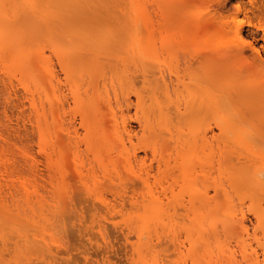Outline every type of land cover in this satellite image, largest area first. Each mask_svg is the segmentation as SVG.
<instances>
[{
    "label": "rangeland",
    "instance_id": "obj_1",
    "mask_svg": "<svg viewBox=\"0 0 264 264\" xmlns=\"http://www.w3.org/2000/svg\"><path fill=\"white\" fill-rule=\"evenodd\" d=\"M219 2L0 0V264H264V69L236 48L259 18ZM171 44L227 59L213 147L171 140L157 114Z\"/></svg>",
    "mask_w": 264,
    "mask_h": 264
},
{
    "label": "bare ground",
    "instance_id": "obj_2",
    "mask_svg": "<svg viewBox=\"0 0 264 264\" xmlns=\"http://www.w3.org/2000/svg\"><path fill=\"white\" fill-rule=\"evenodd\" d=\"M220 2H221V0H220ZM249 4L252 7L251 10L247 9L246 5L243 4V3H240L239 5H237L236 6V14L238 16L239 15H248L249 12H252L255 16H257L259 18V25H255L256 22H254V24H253L252 21L251 22L249 21V23H247V24L244 21H241L239 23V27H238V30H237V35H238V41L239 42L237 43L236 48L239 49L240 51H244L246 49L251 50L252 53H253L252 57H250L252 64H255L258 67H261V68L264 69V46H262V48L258 47L257 46L258 41H256L257 39L255 41H250L248 39V37L243 35V31H244L245 25L246 26H251V27L255 28L256 30H262L264 32V1L262 3H260V4H258L254 0H249ZM248 17H250V16H248ZM217 20H216V22H217ZM250 20H251V17H250ZM203 26L200 24V27L203 28ZM262 40L264 42V37H263ZM168 46H169V51H170V55H171V64H170V66L168 68L169 82L166 83L165 88H166V94L168 95L169 101H168V105L166 106V109H160L159 113H157V114H159L161 116L163 115L166 118V120H167V131H168V133H169V135L171 137V140L175 139L176 137L179 138L181 136H185L186 139L183 142L185 145H187V144L198 145L200 142H202L203 144L211 145V147H213V145L218 142V137L215 135V133H214L215 129L213 127L214 125H217V122H216L215 118L218 115L220 109H222V107H228L230 105V103L232 101V97H231V95H228V94L223 93V92H220V94H216L215 83L212 81V78H213V74L215 73V70H214L215 67L218 66L219 64H221V62L226 61L227 59L226 58H223V59L220 58V60H219L218 51L215 50L214 48H200L199 50L195 51L191 55H187L186 51L184 50V47H179L178 48L179 51H177L176 48H175V45L171 44V45H168ZM1 49H2V47H1ZM2 51H4V50L2 49ZM180 51H182L183 54H186L185 58H184L185 62H183V65L180 63V60H179V55L181 53ZM246 51H248V50H246ZM4 53H5V51H4ZM9 53L11 54L13 52L10 51ZM230 53H232V52H228V54H230ZM223 54L226 55L227 53H223ZM4 55H6V54H4ZM17 56H15L16 64H17L16 58L18 59ZM4 57H6V56H4ZM7 57H9V56H7ZM12 57L13 56L11 55V58ZM242 60H243V58H242ZM242 60H239V61H242ZM245 61L248 62V60H245ZM3 62H5V59L3 60ZM247 62H245V63H247ZM247 64H250V63H247ZM2 67H3V65H2ZM189 71H196L197 73H196V75L190 76V78H189L190 81H189V84H188V83H186L187 82V78H188L186 72L189 73ZM54 77L55 76H53V78ZM54 86H55V84H54ZM188 87H190V95L189 96H185L184 95V90H186V88H188ZM49 93L51 94L50 91H49ZM39 96H41V95H39ZM36 97H35V99H36ZM150 97H152V96H150ZM153 98H155V97H153ZM143 100H145V98L143 99L141 96L138 97L139 104H142ZM55 102H57V101H55ZM127 102H129V101L127 100ZM55 104H57V103H55ZM44 107H45V105H44ZM54 109L56 110V108H54ZM56 112H57V110H56ZM56 114H58V112ZM55 117L57 118V116H55ZM140 119H143V118L140 117ZM224 120H226V121L223 122V120H222V123L219 124V128H220V131H221L222 135H227V134H229L228 133L229 132V122L227 121V118L226 119L224 118ZM140 123H142V122L140 121ZM151 125H152V123H151ZM183 126L187 127L188 131H186V129H184ZM124 129L127 132V128H126L125 125H124ZM70 131H71V129H70ZM162 131H163V129H162ZM184 131L188 132V133H185ZM208 131H210V133L212 135H210V133H208ZM151 132H153V130ZM69 133H72V132H69ZM58 135H60V134L58 133ZM60 141L61 140L59 139V142ZM121 143L122 144L124 143V140L122 138H121ZM134 157L137 158V156H134ZM156 159H157V157H156ZM166 163L168 164V162H166ZM168 166H169V164H168ZM159 167L161 169L162 163H159ZM183 167L184 168H188L189 165L184 163ZM79 174L83 175L82 172H80ZM106 177L107 178L111 177V175L107 174ZM138 178L140 179L142 184H146V182L148 180V179H143V177L141 175ZM126 197H125V200H126ZM148 198H150V197H148ZM105 201H103V202H105ZM129 201L132 202V200H129ZM161 201L162 200H161L160 197H156V196L153 195L152 198L149 201V204L152 205V204L158 203L157 205H160ZM126 202H128V201H126ZM132 204H133V206L136 205L135 201H133ZM125 205L126 204H124V206ZM107 206L109 207V205H107ZM58 209H56V210H58ZM156 209H157V207H156ZM109 210H111V209H109ZM58 214H59V212H58ZM149 222L150 221H148V223ZM119 226H120V224H119ZM142 227H144V226H142ZM146 228H148V226ZM141 230H142V228H140V232H141ZM146 230L147 229H144L143 231H146ZM143 234L144 233H142V236H141L142 238L144 237ZM173 243L176 246V244H177V239L176 238L173 239ZM170 248L171 247H169V249ZM135 256H136V254H135ZM172 256H174V255H172ZM155 263H157V262H155ZM159 264H160V262H159ZM254 264H258V263H254Z\"/></svg>",
    "mask_w": 264,
    "mask_h": 264
}]
</instances>
